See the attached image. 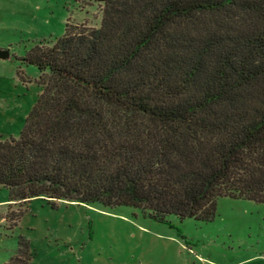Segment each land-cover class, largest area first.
<instances>
[{
    "label": "trees",
    "instance_id": "obj_1",
    "mask_svg": "<svg viewBox=\"0 0 264 264\" xmlns=\"http://www.w3.org/2000/svg\"><path fill=\"white\" fill-rule=\"evenodd\" d=\"M95 1L98 27L66 23L24 58L41 93L19 137L0 135L9 201L158 221L210 219L221 196L264 203V0ZM32 254L20 236L0 264Z\"/></svg>",
    "mask_w": 264,
    "mask_h": 264
},
{
    "label": "rangeland",
    "instance_id": "obj_2",
    "mask_svg": "<svg viewBox=\"0 0 264 264\" xmlns=\"http://www.w3.org/2000/svg\"><path fill=\"white\" fill-rule=\"evenodd\" d=\"M101 7L95 0H0V49L8 51L0 58L2 137H19L41 93V73L24 58L59 38L66 23L98 27ZM20 236L33 252L29 264H264V203L221 196L210 219L168 214L158 221L129 205L41 196L12 203L0 185V263Z\"/></svg>",
    "mask_w": 264,
    "mask_h": 264
},
{
    "label": "water",
    "instance_id": "obj_3",
    "mask_svg": "<svg viewBox=\"0 0 264 264\" xmlns=\"http://www.w3.org/2000/svg\"><path fill=\"white\" fill-rule=\"evenodd\" d=\"M7 56H8V51L0 49V58H5Z\"/></svg>",
    "mask_w": 264,
    "mask_h": 264
}]
</instances>
